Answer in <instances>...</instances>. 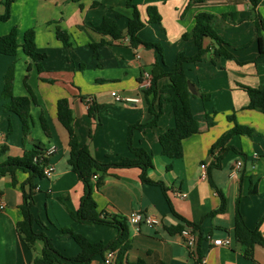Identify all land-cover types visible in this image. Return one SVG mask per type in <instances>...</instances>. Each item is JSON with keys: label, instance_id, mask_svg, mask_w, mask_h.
I'll return each instance as SVG.
<instances>
[{"label": "crops", "instance_id": "1", "mask_svg": "<svg viewBox=\"0 0 264 264\" xmlns=\"http://www.w3.org/2000/svg\"><path fill=\"white\" fill-rule=\"evenodd\" d=\"M3 1L0 0V14L4 12ZM188 1L132 0L142 21L149 17L148 6L157 9L160 23L145 24L138 35L144 41L158 44L161 52L141 44L131 47L125 36L116 41L95 31L94 27L107 16L125 32L133 10L126 0H13L9 19L0 21V35L16 27L19 44L24 32L34 29L37 50L46 54L39 61L42 70H38L37 60L20 47L14 55L0 53V147L6 146L0 162L7 157L24 155L34 144L56 146L49 157L53 173L35 179L31 212L38 220L33 224L34 231L44 232L65 255L78 254L80 247L72 238L62 235V228H71L91 241L105 243L116 237L118 229L106 224L78 222L70 215L80 205L84 185L68 164V133L56 111L60 98L69 100L80 143L105 164L115 163L122 157L134 158L127 145L129 125L152 120L149 103H153L155 110L161 108L156 124L134 129L132 141L134 146H141L152 154L153 166L147 170V176L162 181L166 190L142 182L137 167H109L101 183L93 188L98 210L109 219L126 218L135 210L159 218V224H140L139 229L127 222L130 247L126 258L129 261L141 258L149 264H195L197 256L179 232L168 230L185 220L197 224L203 234L200 251L205 262L201 264H264V246L254 245L252 257H246L244 246L234 235L238 208L248 227L260 221L264 237V111L248 107L249 96L243 88L264 89V56H258V30L250 18L251 2L206 0L200 7L187 9ZM254 9L264 24V0ZM199 11L219 18L214 27L231 57L214 55L211 41L205 39L207 50L202 59L184 63L197 93L200 90L209 97L203 100L197 93L190 97L199 132L183 140L181 158L169 159L161 152L159 136L174 126L171 104L166 94L158 92L154 96L145 94L144 90L150 84L156 61L163 70L170 71L178 52L188 56L196 53L193 38H183L182 34L192 29ZM57 28L67 31L69 46L57 38ZM261 35L264 39V30ZM101 39L106 44L98 48V57H95L90 44ZM9 71L13 95L31 98L26 134L19 116L4 108L9 98H4L2 91ZM145 73L148 84L143 87ZM168 82L167 77L159 79L157 88ZM112 90L137 100L117 102L110 94ZM83 97L99 106L95 118L89 115ZM42 115L48 135L41 125ZM235 122L254 129L256 134H236L211 152L212 146ZM217 157L220 158L217 160ZM238 160L241 161L239 168L235 164ZM201 164L205 167L201 168ZM99 175L100 172L93 181ZM27 177L21 169L13 176L0 177V264H30L43 246L37 240L30 247L17 232L16 225L22 219V184ZM218 191L224 197L221 211H216L221 204ZM226 237L230 239L229 245L212 243L213 239ZM105 255L95 256L90 264H104Z\"/></svg>", "mask_w": 264, "mask_h": 264}, {"label": "trees", "instance_id": "2", "mask_svg": "<svg viewBox=\"0 0 264 264\" xmlns=\"http://www.w3.org/2000/svg\"><path fill=\"white\" fill-rule=\"evenodd\" d=\"M13 0H4V12L0 14V21H6L10 17V6ZM260 0H250L252 14L250 18L256 25L258 30L257 44H258V56H264V39L261 35V31L264 30V24L262 23L259 15L255 12V6ZM206 0H189L187 9L190 7H200ZM127 6L131 7L132 16L128 19L127 27L123 32L116 21L111 17H103L102 21L94 27L95 31L101 35H108L112 40L119 41L124 36L128 38L129 45L136 47L141 44L146 48H153L155 51L161 52V47L152 42L142 40L138 32L145 24L160 23L161 17L154 6H148V19L142 21L139 15V11L132 0H126ZM219 18L209 12L199 11L195 15V22L192 29L189 32L183 33V38L192 37L197 51L194 55L188 56L183 51L178 52L176 58V64L170 71L162 69L160 64L156 61L153 64L151 70L150 84L145 88V94L153 93L154 96L159 92L160 94H166V99L170 102L172 107V113L174 115L175 123L173 127L168 128L159 136V142L161 145V152L169 159H179L183 154V140L199 132V122L194 117V113L191 108L190 97L192 96L189 88V78L186 74L184 63L197 62L202 59L204 52L207 50L205 46V39H209L212 44V51L214 55H223L230 58L231 54L225 49L223 39L218 35L214 25L218 22ZM57 38L62 42L64 46H69V34L67 31L57 28ZM106 44L104 39L96 43L90 44L93 50V55L98 57V48ZM22 48L23 52L31 58L37 60L38 70H42V66L39 61L46 57L45 53L37 50L35 42V30L27 29L22 38V43L18 42L17 28L12 27L7 33L0 35V53L6 55H14L17 50ZM167 77L169 82L159 89L157 88V82L159 79ZM244 90L249 96L248 107L257 108L264 111V89L253 88L249 86H243ZM29 89V88H28ZM31 97L33 95L30 93ZM197 95L203 100L209 97L208 93L198 90ZM4 98H9L4 103V108L7 111L15 112L21 119L23 132H28V114L30 110L31 98L28 96H16L12 92V75L11 71L6 74L5 83L2 91ZM84 101H88V113L91 117L95 118L99 110V106L93 102L90 98H84ZM33 102L35 101L32 98ZM149 110L153 114L151 121L146 123H135L128 127L127 131V145L129 150L135 155L134 158L122 157L115 163H101L96 160L86 145H82L77 137V134L73 127V113L69 105L67 98H60L56 103L57 118L64 126L68 133V145L69 155L68 164L72 170L76 173L79 180L84 185V193L80 200V205L77 210L71 211V217L78 222L87 224H106L114 226L118 229V234L109 242L103 241H91L85 235L65 227L61 229V233L64 236L72 238L80 247L78 254L70 256L65 255L59 251L50 238L44 232H35L33 224L38 222L31 212V206L33 203V191L35 189V179L43 177V170L49 161L50 156L44 155L45 147L38 144H34L32 148L27 150L24 155L20 157H7L3 162H0V177L8 174L13 176L17 169H21L28 174L26 181L22 184L23 202L20 205L22 219L17 223V232L19 236L30 247H33L37 240L42 241L43 246L41 252L37 254L30 264H90L91 260L97 255H104L107 250L116 251V257L114 264H149L144 259H137L135 261H129L126 258V251L130 247L129 243V229L125 217H112L107 218L101 210H98L97 203L93 198V188L101 183L102 177L109 167H137L140 169V179L144 183L156 184L162 187L165 191V187L162 181L152 180L147 176V170L153 166L152 154L141 146H134L132 141V132L134 129H144L146 127L156 124V121L161 113V108L155 110L153 103H149ZM228 119L234 120L232 116H228ZM41 125L45 133L48 135L49 130L46 124V120L43 115L40 117ZM247 135L252 136L256 134V131L247 126L238 125L236 122L234 125L225 132L212 146L211 152L216 147H222L232 136ZM6 146L0 147V156L5 152ZM220 157H217V160ZM100 172L98 178L93 181V176ZM221 197L220 207L216 211L224 210V197L220 191H218ZM238 204V203H237ZM238 206V205H237ZM173 214L179 219L183 220L173 209ZM264 218V216H263ZM183 224L170 227V232H181L185 227H190L197 232V244L194 255L197 256L195 264H201V251L200 240L203 234L197 224L183 220ZM260 221L256 226L250 228L245 223L243 216L240 214L238 208H236L235 220H234V235L238 242L244 246V254L246 257H252V249L254 245L259 244L264 246V237L260 231ZM159 264H164L160 262Z\"/></svg>", "mask_w": 264, "mask_h": 264}, {"label": "built area", "instance_id": "3", "mask_svg": "<svg viewBox=\"0 0 264 264\" xmlns=\"http://www.w3.org/2000/svg\"><path fill=\"white\" fill-rule=\"evenodd\" d=\"M144 76H145V79H144L143 84H142L143 87L148 84V74L145 73ZM149 83H150V81H149ZM110 94L113 97V99L117 102H122V101H128L129 102V101H136L137 100V99L132 98V97L122 96L116 90H112L110 92ZM88 101H89V99L87 100L86 104L88 103ZM87 106H88V104H87ZM55 150H56L55 145H50L48 147H45L44 155L50 156L55 152ZM235 164L239 168L241 166V161L238 160V161H236ZM200 166H201V168H204L205 164H201ZM52 173H53V166L50 162H48L47 165L45 166L44 170H43V177H49V176H51ZM202 176L204 177L205 174H203ZM93 178H96V175H94ZM179 195L183 196L182 193H180ZM1 207H2V205H0V208ZM126 221L129 223L136 224V229H139L140 224H146V225L153 226V225L159 224V222H160L159 218L157 216H155L153 214L137 211V210L131 211L126 216ZM179 234L182 236L184 243L188 246V248L191 249V251L195 253L196 244H197V236H198L197 232L194 231L190 227H185L181 230V232H179ZM212 243L214 245H229L230 239H229V237L213 239ZM115 257H116V251L107 250L106 255L103 259V263L104 264H113ZM200 261H201V263H204L205 258L201 257Z\"/></svg>", "mask_w": 264, "mask_h": 264}, {"label": "water", "instance_id": "4", "mask_svg": "<svg viewBox=\"0 0 264 264\" xmlns=\"http://www.w3.org/2000/svg\"><path fill=\"white\" fill-rule=\"evenodd\" d=\"M188 88H189L191 94H196L197 93V90H196L194 84L190 80L188 81Z\"/></svg>", "mask_w": 264, "mask_h": 264}]
</instances>
